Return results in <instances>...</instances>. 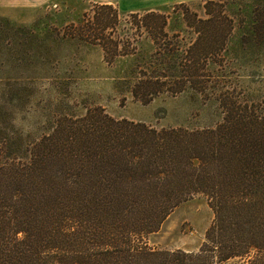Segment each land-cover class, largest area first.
<instances>
[{"label": "trees", "instance_id": "16d2710c", "mask_svg": "<svg viewBox=\"0 0 264 264\" xmlns=\"http://www.w3.org/2000/svg\"><path fill=\"white\" fill-rule=\"evenodd\" d=\"M213 3L204 2L205 18L185 12L196 38L174 73L140 70L135 98L146 103L203 86L207 61L232 27ZM129 15L157 54L174 52L164 14ZM117 19L111 3H94L89 18L63 33L98 44L110 63L132 52L105 31ZM220 104L224 116L214 129H156L93 106L58 116L21 155L8 153L0 138V264H217L245 256L264 264V104L225 95ZM194 193H203L213 212L198 250L149 246L146 235Z\"/></svg>", "mask_w": 264, "mask_h": 264}, {"label": "rangeland", "instance_id": "374dc122", "mask_svg": "<svg viewBox=\"0 0 264 264\" xmlns=\"http://www.w3.org/2000/svg\"><path fill=\"white\" fill-rule=\"evenodd\" d=\"M104 1L0 0V138L8 141V153L23 154L25 144L48 132L58 116H80L93 106L114 118L156 129L201 131L222 121L224 95L240 104H264V0H213L212 6L232 20V27L222 51L207 61L209 78L200 88L187 85L181 92L160 93L146 103L131 92L139 71L150 75L176 71L180 56L197 36L183 15L193 12L205 18L207 0H156L160 5L135 10L131 1L121 0V5L113 1L118 19L105 31L132 52L110 63L98 44L64 34L71 33L67 25L89 18L92 5ZM148 9L165 15L174 52L157 54L146 31L136 30L129 13ZM212 219L206 196L194 193L178 203L145 241L157 249L196 251ZM248 259L232 257L217 264H248Z\"/></svg>", "mask_w": 264, "mask_h": 264}, {"label": "crops", "instance_id": "0c3cea01", "mask_svg": "<svg viewBox=\"0 0 264 264\" xmlns=\"http://www.w3.org/2000/svg\"><path fill=\"white\" fill-rule=\"evenodd\" d=\"M113 1L121 5V0H105L103 3H113ZM128 1H131L129 4L134 6V10L135 8H140V7L142 8L144 7L143 9H145L146 7L151 8V7L160 5L159 1H156V0H128ZM171 1L178 2L181 0H171ZM148 10H152V9H148ZM148 10H145V11H148ZM134 12H137V11H134Z\"/></svg>", "mask_w": 264, "mask_h": 264}]
</instances>
